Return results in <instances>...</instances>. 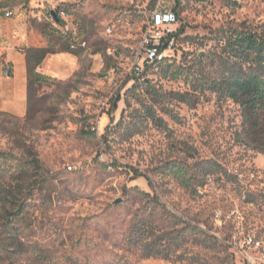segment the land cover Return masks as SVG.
<instances>
[{
	"label": "rangeland",
	"instance_id": "rangeland-1",
	"mask_svg": "<svg viewBox=\"0 0 264 264\" xmlns=\"http://www.w3.org/2000/svg\"><path fill=\"white\" fill-rule=\"evenodd\" d=\"M157 6L178 18L175 46L145 63ZM7 11L35 30L48 21L44 47L75 63L57 59V76L48 55L30 113L0 112V264H264V154L238 105L192 85L214 77L197 59L219 30L264 29V0H17ZM177 67L194 75L175 78Z\"/></svg>",
	"mask_w": 264,
	"mask_h": 264
},
{
	"label": "trees",
	"instance_id": "trees-1",
	"mask_svg": "<svg viewBox=\"0 0 264 264\" xmlns=\"http://www.w3.org/2000/svg\"><path fill=\"white\" fill-rule=\"evenodd\" d=\"M12 1L13 3L11 0H0V10L7 11L17 0ZM50 17L52 18L51 14L48 13L46 20ZM33 26L43 37L49 38L52 35L48 21L34 22ZM219 31L222 36L209 54L197 59L198 63L207 60V65L209 64L211 67L215 65L214 77H207L205 82L195 80L192 83L193 89L195 92L209 91L226 97L238 105L241 109L244 138L260 153L264 154V29L261 26L240 25L230 26ZM23 52L27 66L28 108L26 115H28L30 113L32 85L41 78L36 69L45 57L56 52L50 47L27 48L23 49ZM60 52H68V48L64 47ZM171 67L166 65L167 72ZM173 75L175 78L181 76L188 79L194 74L192 68L177 67ZM180 101L187 102L182 99ZM2 158L5 157H0V159ZM29 169V166H24L19 173L27 176ZM5 170L1 166L0 174ZM167 170L174 174L184 187L188 186L189 180L180 167L171 166ZM208 174L207 171L206 175ZM143 195L149 197L148 194ZM154 197L152 198L155 199Z\"/></svg>",
	"mask_w": 264,
	"mask_h": 264
},
{
	"label": "crops",
	"instance_id": "crops-1",
	"mask_svg": "<svg viewBox=\"0 0 264 264\" xmlns=\"http://www.w3.org/2000/svg\"><path fill=\"white\" fill-rule=\"evenodd\" d=\"M5 12L0 10V112L22 117L28 108L27 66L23 49L44 47L45 41L41 33L33 29L26 20L17 18L13 12L6 17ZM20 36L30 40L29 47L20 45L17 41ZM57 59H65L70 66L75 63L70 56L52 55L48 70L57 76L66 75L60 70L52 71L53 62ZM5 65L11 69L9 77L3 75Z\"/></svg>",
	"mask_w": 264,
	"mask_h": 264
},
{
	"label": "built area",
	"instance_id": "built-area-1",
	"mask_svg": "<svg viewBox=\"0 0 264 264\" xmlns=\"http://www.w3.org/2000/svg\"><path fill=\"white\" fill-rule=\"evenodd\" d=\"M11 11H6L5 16H11ZM178 18L169 10H160L155 7L151 12L142 36V61L145 63H161L167 59L168 52L175 46L176 25ZM136 74L140 73V66L134 68ZM3 75L9 77L11 69L8 65L3 68Z\"/></svg>",
	"mask_w": 264,
	"mask_h": 264
},
{
	"label": "water",
	"instance_id": "water-1",
	"mask_svg": "<svg viewBox=\"0 0 264 264\" xmlns=\"http://www.w3.org/2000/svg\"><path fill=\"white\" fill-rule=\"evenodd\" d=\"M50 14L55 21H58L57 16L53 11H51ZM119 203H121V200L119 199L114 201V204H119Z\"/></svg>",
	"mask_w": 264,
	"mask_h": 264
}]
</instances>
